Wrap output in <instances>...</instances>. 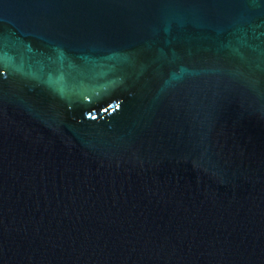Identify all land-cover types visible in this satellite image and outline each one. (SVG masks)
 I'll return each instance as SVG.
<instances>
[{"label":"water","instance_id":"95a60500","mask_svg":"<svg viewBox=\"0 0 264 264\" xmlns=\"http://www.w3.org/2000/svg\"><path fill=\"white\" fill-rule=\"evenodd\" d=\"M0 264H264V0H0Z\"/></svg>","mask_w":264,"mask_h":264}]
</instances>
